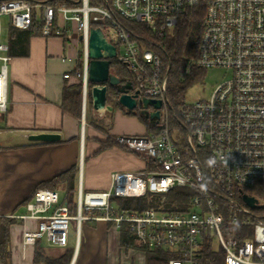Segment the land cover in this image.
<instances>
[{
    "label": "built area",
    "instance_id": "built-area-1",
    "mask_svg": "<svg viewBox=\"0 0 264 264\" xmlns=\"http://www.w3.org/2000/svg\"><path fill=\"white\" fill-rule=\"evenodd\" d=\"M204 8L198 57L193 68L227 69L231 79L211 97L173 109L168 99L169 71L161 56L134 41L123 20L152 31L174 30L190 11ZM8 16L21 31L42 37L80 40L83 56V106L90 93L89 41L100 28L115 46L117 59L134 75L139 99L159 100L157 130L122 135L116 142L146 163L139 172H115L108 190L87 192L80 181L77 213L70 214L58 191L40 189L27 214L11 217L36 221L25 230V246L42 238L66 246L72 221L76 241L85 221L127 225L147 250L168 254L165 264H264V0H0V19ZM9 46L0 40V113H7ZM80 76V74H78ZM69 79V75L65 76ZM142 112V106L136 111ZM192 192L184 209L167 211L168 193ZM160 197L158 207L120 211L115 199ZM246 197L256 200L251 207Z\"/></svg>",
    "mask_w": 264,
    "mask_h": 264
},
{
    "label": "crops",
    "instance_id": "crops-1",
    "mask_svg": "<svg viewBox=\"0 0 264 264\" xmlns=\"http://www.w3.org/2000/svg\"><path fill=\"white\" fill-rule=\"evenodd\" d=\"M4 19L7 25L3 40ZM12 28L8 16L0 19V40L8 46ZM80 51V40L74 33L68 39L35 35L29 41L27 56H12L9 47L11 60L6 85L9 108L7 113H0V219L26 215L22 204L32 199L38 186L74 166L80 167L78 184L82 181L89 193L108 190L115 172H139L147 166L132 153L116 147L96 156L100 147L98 139L104 136L87 126L85 119L80 122L62 111L65 86L78 82L73 72ZM124 111L128 112L125 108H114L108 118L109 133L113 136L146 135L148 130L144 124L141 132L119 126L125 118ZM100 125L106 128L104 123ZM46 132L60 134L61 140L42 143L29 139L31 134ZM86 138L91 148L87 184L84 181ZM59 194L63 198L62 193ZM36 227L37 222L32 220L25 223L17 220L11 227L12 264L147 263L145 252L121 246V230L113 223L85 221L79 243L69 232L66 246L54 245L45 238L36 246H25V230L35 231Z\"/></svg>",
    "mask_w": 264,
    "mask_h": 264
},
{
    "label": "trees",
    "instance_id": "trees-1",
    "mask_svg": "<svg viewBox=\"0 0 264 264\" xmlns=\"http://www.w3.org/2000/svg\"><path fill=\"white\" fill-rule=\"evenodd\" d=\"M50 2V0H48ZM204 8H198L197 10L190 11L185 18H183L180 24L172 31H152L147 26L128 22L123 20L127 30L132 34L134 41H147L150 44L146 45L158 53L167 67L171 66L169 71V90L168 99L173 109L178 110L186 103V93L188 88L193 83L197 75L200 76L201 72H195V78L192 76H186L183 78L179 75V69L185 67L191 58L198 57V46L201 39L203 28ZM40 35L36 30L34 31H21L12 28L10 34V54L12 56H27L28 45L30 39ZM64 39H66L64 37ZM82 71H83V56L80 54L77 61L76 70L73 72V76L78 80L77 83L72 85L67 84L63 91V103L62 111L65 114H69L78 121H82V107H83V85H82ZM193 71V69H192ZM193 72V75L195 74ZM111 73L117 76L123 84L134 81V75H132L124 64L120 63L117 59H113L111 63ZM192 73V72H191ZM80 74V76L78 75ZM118 97L116 89L112 88L108 97V104L114 106L117 109H123L117 101ZM89 101L91 98L89 96ZM88 101V103H89ZM129 116H138L140 122L144 124L148 132L157 130V122L151 119H147L139 112H127ZM87 122L92 125L95 130L99 132H105V130L97 124L89 121L87 115ZM99 149L95 155H99L107 149L115 148L117 145L111 141H99ZM80 175V167L74 166L66 172L58 175L57 177L41 183L37 190L47 189L51 191H58L62 193V201L67 204L71 215L77 213V190L78 181ZM35 194V193H34ZM192 192L187 189H175L168 193L166 202L167 211L178 212L182 211L185 207L184 204L188 203ZM31 199L25 201L22 206L26 207ZM160 197L148 194V196L142 199H115L120 211H145L155 206L158 207ZM17 220L13 218L0 219V261L1 264H12V255L10 248V229L16 224ZM121 246L125 249H135L145 252L147 263L146 264H165L168 259V254L161 250L150 251L145 249L133 236L127 225L123 224L121 227ZM35 264H56V263H35ZM67 264V263H57Z\"/></svg>",
    "mask_w": 264,
    "mask_h": 264
},
{
    "label": "water",
    "instance_id": "water-1",
    "mask_svg": "<svg viewBox=\"0 0 264 264\" xmlns=\"http://www.w3.org/2000/svg\"><path fill=\"white\" fill-rule=\"evenodd\" d=\"M117 51L114 45L109 43L103 31L98 29L91 30L89 41V83L91 85L90 96L92 99L93 109L96 113L102 115L104 113L112 114L114 106L108 104L109 92L112 88L116 89L118 97L115 99L117 103L128 110L134 112L138 106H142V116L147 119H159L160 112H149V107L161 109L163 103L159 100L148 98L139 99V92L133 93L134 86L132 82L123 84L120 79L111 73V63L115 59ZM85 118V116H84ZM31 141L42 143H56L61 140V135L58 133H41L29 137ZM247 203L254 207L256 200L246 197Z\"/></svg>",
    "mask_w": 264,
    "mask_h": 264
},
{
    "label": "rangeland",
    "instance_id": "rangeland-1",
    "mask_svg": "<svg viewBox=\"0 0 264 264\" xmlns=\"http://www.w3.org/2000/svg\"><path fill=\"white\" fill-rule=\"evenodd\" d=\"M6 22L7 20L4 19L3 20V40L4 38H6ZM197 72H201L202 74L197 75V77L195 78V75ZM193 72L195 73L193 75ZM232 72L230 70L227 69H220V68H215V69H199V68H193L192 73L189 75L192 76L194 79L193 83L191 84V86L188 88V91L186 93V102L189 104H193L197 101H204L207 100L211 97V95L213 94L214 90L216 89V87L222 83H224L225 81H227V79H231L232 78ZM186 78V77H184ZM110 93V92H109ZM90 94V93H89ZM89 95L86 101V110L84 112V107H82V120L85 119L86 121V125L89 126L88 122H87V115L89 116V121H92V123L97 124V123H104L106 128L109 127L110 125V121H108V118L110 117L109 113H104L102 115L96 113L93 109V104H92V100L89 101ZM138 111H134L133 113H137ZM85 113V114H84ZM124 113L126 114L124 117V119L121 120V122L119 123V126H121L123 129L125 130H135V131H142V123L140 122L138 116H129L127 114L126 111H124ZM139 113L140 109H139ZM85 115V118H84ZM99 124L100 127H102L105 132H99L101 135L104 136V138L102 140L98 139V141H111L112 143H114L116 146V148L121 149L125 152H128V150H126L124 147H122L121 145H119L115 140L117 136H113L111 133H109V129L104 128L103 126H101ZM91 127H93L92 125H90ZM144 126V125H143ZM94 128V127H93ZM95 129V128H94ZM97 131V130H96ZM153 132V131H152ZM147 134H150L149 132H147ZM137 136H142V135H137ZM88 141V146L86 147V164H85V172H84V181L87 184L88 183V179H90V174L88 173V169H89V162H90V157H89V143L90 141L88 140V138H86ZM94 141L96 142V139H94ZM73 223H71L70 226V237L75 239L76 237V222L72 221ZM117 264H122V263H117ZM126 264V263H124ZM128 264V263H127ZM133 264V263H130ZM135 264H143V263H135Z\"/></svg>",
    "mask_w": 264,
    "mask_h": 264
}]
</instances>
